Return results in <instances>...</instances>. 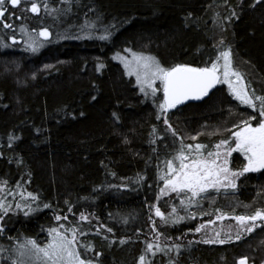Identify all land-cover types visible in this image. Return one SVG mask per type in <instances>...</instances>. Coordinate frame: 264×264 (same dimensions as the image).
<instances>
[{"label":"trees","instance_id":"1","mask_svg":"<svg viewBox=\"0 0 264 264\" xmlns=\"http://www.w3.org/2000/svg\"><path fill=\"white\" fill-rule=\"evenodd\" d=\"M43 2L69 7L60 0ZM31 16L27 21L9 19L16 28L22 22L29 29L49 28L50 46L39 52L21 49L20 43L10 45L15 30L0 26V181H7L0 196L13 208L28 203L36 210L27 215L23 207L9 212L0 246L7 251L22 236L40 238L43 229L55 225H82L92 229L81 236L95 245L91 259L139 264L145 240L153 241L154 220L164 233L161 246L184 247L179 255L171 249L170 255L158 252L151 264H168L170 258L176 264H238L242 256L249 257V264H261L264 219L254 221L256 228L241 239L224 244L204 243L202 230H188L208 226V220L231 223L237 215L264 209V170L245 173L235 189H208L194 197L197 203L190 211L196 215L186 216V222L163 225L154 210L156 204L165 213H171L172 204L178 213L182 206L188 208L180 203L181 196L159 192L165 161L179 148L180 136L185 144L204 143L212 150L230 132L210 133L217 128L235 131L233 125L256 110L240 104L227 84L217 85L200 100L166 110L168 123L179 133L174 136L157 107L162 92L146 96L115 58L131 48L157 57L165 66H204L224 50L217 47L222 42L231 47L234 67L248 87L264 95V0H72L71 11L58 19L43 11L38 18ZM86 20L95 26L88 27ZM106 27L111 35L102 39ZM197 133L201 135L192 140ZM10 135L19 137L11 145ZM245 163L243 154H232L234 169ZM27 192L39 199L33 201ZM45 203L50 207L44 208ZM80 212L89 214L90 222L80 221ZM57 214L67 220H57ZM222 214L227 215L217 220ZM98 224L113 232L100 228L98 233ZM124 237L130 239L121 244ZM5 255L1 264H12Z\"/></svg>","mask_w":264,"mask_h":264},{"label":"snow or ice","instance_id":"2","mask_svg":"<svg viewBox=\"0 0 264 264\" xmlns=\"http://www.w3.org/2000/svg\"><path fill=\"white\" fill-rule=\"evenodd\" d=\"M65 2L69 5L68 8H58L48 2H43V0H0V26L5 29L15 30V22L9 18L14 17L16 20L27 21L32 18L31 14H36L38 18L42 11L45 15L58 19L62 12L71 11L72 0H60L61 4ZM257 2H260V0H257ZM10 8L11 10H9ZM5 13L8 14L7 18ZM231 15H236L235 9L232 10ZM227 19H231V16ZM40 22L42 23L43 21L40 20ZM85 23L90 28L95 26L93 21L86 20ZM19 31L28 36L27 44L33 52L38 51L44 43V41L39 39L40 37L48 38L52 35L48 27L31 28L29 31V26L25 22L20 23ZM110 35L111 32L106 27L101 38L107 39ZM10 39L16 42L17 36L11 35ZM3 46L8 47L9 45L4 43ZM217 47H223L224 50L219 51L215 58L209 57L204 62V66H194L190 63H176L171 66H165L157 57L143 52H134L131 48L127 49L131 53V57L123 56L119 53L116 56L117 59L123 60L128 75H135V82L139 85L142 93H145L146 96L150 93L155 97L157 92H162V102L157 104V107L160 109V115L164 116V123L168 124V129L171 130L174 136H178L179 133L168 123L166 110L174 109L178 104L188 101L190 98L200 99L207 96L210 90L217 85L227 84L228 90L240 104L256 110L255 114H250L246 119L240 120L239 124H234L233 128L236 129L235 131L217 128L210 133L215 135L224 131L230 132L226 138H221L214 143L212 150H206L208 146L204 143L185 144V138L180 136L179 148L175 150V154L170 159L165 161L166 170H162L161 176L164 181V187L160 188L159 192L163 196L177 193V195L181 196L180 203L182 205L186 203L188 208L185 210L186 215L181 216L177 212V205L175 204L171 205V213H165L156 204L154 206L155 215L160 217V222L163 225H167L169 221L177 223L179 220H184L188 215L194 218L196 214L191 213L190 209L191 205L197 203V201L193 198L200 197L208 189L217 191L221 188L235 189L238 179L244 176L245 173L264 170V95H257L254 88L250 89L245 82L243 74L234 67L231 47L223 45L222 42ZM45 67L47 68L49 65H45ZM99 67H103V65L101 64ZM157 81L160 82L162 87H157ZM153 127L155 128V126ZM36 131L39 132L40 129L37 128ZM199 135L201 133H197L191 139L196 140ZM17 139L19 137L10 135L8 138L9 145ZM237 152L243 154L247 162L242 167L234 169L231 166V157L233 153ZM3 155L4 153L0 152V156ZM112 174L115 175L114 172ZM139 179L142 180L144 177L141 176ZM6 184V180L0 181V189H4ZM16 187L21 188V185L17 184ZM120 187H127V185H120ZM187 193H190V195H187ZM9 194L15 195V193L11 192ZM20 195H24L23 190H21ZM27 196L32 198L33 201L39 199V196L33 192H27ZM22 207L27 209L25 215L36 210L28 203L23 205L17 203L15 208H13V205L7 202L6 197L0 196V213H2L0 214V232H3L6 227L4 221L9 212ZM43 207L48 208L50 205L45 203ZM216 211L219 212L220 210L217 209ZM68 212H72L71 206H69ZM204 214L203 212L199 213V215ZM223 215L227 214L217 215L216 219H222ZM258 218L264 219V209H257L252 215L235 216V220L239 221V227L249 233L257 225L246 222H254ZM56 219L67 220V216L61 217L57 214ZM79 219L80 221L90 222L91 217L89 214L80 212ZM96 219L98 221L99 217H96ZM214 223L215 221L213 220L206 222L209 225ZM151 227L156 229V232L153 236V241L145 240L146 247L144 253L139 256V264H151L152 258L158 252L170 255L169 249L177 255L180 254V250L184 245L177 243L161 246L159 241L164 236V233L159 231L154 220ZM100 228L107 229L109 233L113 232V229L106 224L97 225L98 233ZM204 228L205 224H200L195 229H189L188 231L201 232ZM90 231H92L91 228H85L82 225L79 227L73 225L68 228H64L61 225L60 227L50 228L48 232L51 238L44 244L37 243L33 238H25L23 243L17 240V246L13 250L15 253L14 259L11 254L9 259H13V264H98L96 260L86 258L81 254V249L84 252H89L95 248L94 243L80 240V236H86ZM221 231L213 229L214 238H209L205 235L203 242L207 244H224L226 240L241 239L240 232H237L235 237L227 235L226 238H221ZM100 234L102 235V233ZM104 238L114 242L108 236ZM129 239L130 237H124L120 240V243L123 244ZM167 239L171 240L172 237L169 236ZM3 251L5 249L0 248V252ZM149 253L151 257H149ZM96 255L99 256L101 253H96ZM168 264H176V261L170 258ZM238 264H249V257H240ZM252 264H255V262L253 261ZM261 264H264V261H261Z\"/></svg>","mask_w":264,"mask_h":264},{"label":"rangeland","instance_id":"3","mask_svg":"<svg viewBox=\"0 0 264 264\" xmlns=\"http://www.w3.org/2000/svg\"><path fill=\"white\" fill-rule=\"evenodd\" d=\"M5 29V28H4ZM31 29H29V31H30ZM14 35H16L17 36V40H16V42H12L10 45H15V44H18V43H20L21 44V49H26V50H28V51H31V49H30V47L28 46V44H27V39H28V36L27 35H24V34H22L20 31H19V27L18 28H16L15 29V34ZM21 37H23V38H21ZM41 41H44V43L42 44V46L39 48V50L38 51H36V52H39V51H41L42 49H44V48H46V47H48V46H50V40L51 39H46V38H44V37H40L39 38ZM9 47V46H8ZM33 52V51H32ZM134 52H137V51H134ZM144 53V52H143ZM119 54H121V55H123V56H128V57H131V53H129L127 50L125 51V52H123V53H119ZM145 54H147V53H145ZM147 55H149V54H147ZM115 60L116 61H118V62H120L121 64H122V66L124 67V62H123V60L122 59H117V58H115ZM125 68V67H124ZM6 70V69H5ZM126 71H127V69H125ZM6 71H8V69L6 70ZM128 73V72H127ZM134 78H135V75L133 74L132 75ZM139 86V85H138ZM157 87H162L161 86V84H160V82L159 81H157ZM140 88V87H139ZM158 93V92H157ZM156 93V94H157ZM247 162V161H246ZM164 184V183H163ZM164 187V186H163ZM170 194H175V195H177V193H170ZM161 196H163V195H161ZM177 196H179V195H177ZM180 197V196H179ZM184 212H185V207L184 206H182L181 207V210H180V213H179V215H181V216H185L184 215ZM186 221H188V219H187V217L184 219V220H179L178 222H186ZM246 223H248V224H251V223H255V222H246ZM61 225H55V226H53V227H50V228H56V227H60ZM50 228H48V229H50ZM64 228H67V227H64ZM48 229H43V235H42V237H40V238H38V237H34L33 239H35L36 241H37V243H40V244H44V243H46L51 237H50V234H49V232H48ZM213 229H216L217 231H221V229H223V231H221V238H226V236L227 235H232L233 237H235V235L237 234V232H240L241 233V236L243 235V234H245V233H247V232H245V231H243V229L242 228H240L239 227V221H234V222H231V223H223V222H219V223H214V224H211V225H206L205 226V228L204 229H202V236H201V238L204 240V238H205V235H207L209 238H214V233H213ZM63 230V229H62ZM69 235H70V233H69ZM25 238H31V237H29V236H22L20 239H19V241L21 242V243H23V241L25 240ZM234 239V238H233ZM80 240L81 241H85L86 242V239H82L81 238V236H80ZM227 241V240H226ZM17 245H16V242L15 243H13L12 245H11V247L10 248H7V251H6V249L2 246H0V248H3V249H5V251H3V252H0V264H1V262H3L4 260H3V258H2V255L4 256L5 254V256H6V258L8 257V260H9V262H12V264H13V259H14V256H15V253H14V249H15V247H16ZM9 253V254H8ZM10 254L12 255V257H13V259H9V256H10ZM81 254H82V256H84V257H86V258H90L89 257V255H90V253L89 252H84L83 251V253L81 252ZM149 257H151V254L149 253ZM96 260V259H95ZM154 261V258H152V261H151V263ZM98 262V261H97ZM98 264H101L100 262H98Z\"/></svg>","mask_w":264,"mask_h":264},{"label":"water","instance_id":"4","mask_svg":"<svg viewBox=\"0 0 264 264\" xmlns=\"http://www.w3.org/2000/svg\"><path fill=\"white\" fill-rule=\"evenodd\" d=\"M49 31H50V30H49ZM50 38H51V36L48 37V38H46V39H50ZM210 91H211V90H210ZM209 93H210V92H209ZM204 97H205V96H204ZM204 97H202V98H204ZM202 98H200V99H202ZM200 99L190 98L188 101H184V102H182L181 104H178L177 106L182 105V104L187 103V102L200 100Z\"/></svg>","mask_w":264,"mask_h":264},{"label":"flooded vegetation","instance_id":"5","mask_svg":"<svg viewBox=\"0 0 264 264\" xmlns=\"http://www.w3.org/2000/svg\"><path fill=\"white\" fill-rule=\"evenodd\" d=\"M10 40H11V39H10ZM11 41H12V40H11ZM12 42H13V41H12ZM6 229H7V226L5 227V229H4L3 232H0V236H1V237L5 235V231H6Z\"/></svg>","mask_w":264,"mask_h":264}]
</instances>
